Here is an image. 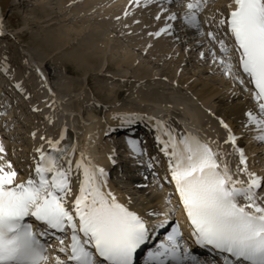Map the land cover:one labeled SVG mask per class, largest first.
Returning a JSON list of instances; mask_svg holds the SVG:
<instances>
[{"label": "snow or ice", "instance_id": "obj_1", "mask_svg": "<svg viewBox=\"0 0 264 264\" xmlns=\"http://www.w3.org/2000/svg\"><path fill=\"white\" fill-rule=\"evenodd\" d=\"M185 7L187 11L181 15L158 5L154 19L160 20L163 13L164 26L148 35H174L168 21L177 20L198 35H206L210 47L200 51V58L214 63L219 58L222 75L241 85L244 77L248 78L251 87L245 90L255 101V111H244L240 124L253 126L249 132H255L253 138L264 143V0H230L226 13L220 10L213 15L207 33L198 18L201 0H189ZM4 36L0 27V38ZM22 63L32 67L26 56ZM8 72L5 55L3 73ZM35 72L39 89L47 93L44 104L49 114L44 120L54 124L55 91L38 65ZM12 86L24 94L21 82ZM32 95L28 93L25 99L31 100ZM39 103L37 98L32 111H42ZM92 105L107 111L103 102L93 100ZM111 118L118 123L107 125L105 139L141 121L149 127L156 153L148 151L147 140L126 137L125 143L135 154L144 180L150 174L155 187L167 184L173 189L164 208L145 206L141 212L133 207L130 194L118 193L109 185V171L91 153L78 150L75 131L66 124L55 137L39 136L43 143L33 150L26 179L19 178L23 169L14 166L0 142V264H264V173L248 167L244 148L225 119L216 117L226 132L222 142L231 152L222 149L218 140L201 139L178 129L170 123L171 117L123 111L113 112ZM31 135L35 139L36 131ZM232 156L237 157L234 170ZM106 159L116 166L115 147L109 149ZM177 210L186 218L188 240L179 222L172 219ZM53 240L56 255L50 258L47 250ZM189 240L207 256L191 248Z\"/></svg>", "mask_w": 264, "mask_h": 264}, {"label": "bare ground", "instance_id": "obj_2", "mask_svg": "<svg viewBox=\"0 0 264 264\" xmlns=\"http://www.w3.org/2000/svg\"><path fill=\"white\" fill-rule=\"evenodd\" d=\"M118 1H120V3H117ZM203 1L205 2L206 0H201V3ZM56 2H58L57 3L58 6L61 4V6L64 5V7L59 6V9L58 8L53 9L52 7L51 9H48V7H46L44 3L41 5L42 7L40 8L41 11L38 12L39 18L40 17L44 18L43 20L47 22L48 25L41 30L40 36L41 35L42 36L40 39L37 40V44L35 43L36 44L35 46L40 47L43 51H45L46 54L45 57L47 61L42 62V65L44 64L45 68L49 67L48 64L54 65L53 61H56V64L60 65L63 71L69 75L85 74L82 80L73 79L70 82H68L67 85L63 84L64 85L63 93L69 96V99H67L69 101L66 102L65 105L68 111L71 110V112L75 111L81 113V105L80 102L76 100V97L80 93L83 87H87L89 89L93 88L92 94L96 98V100L103 101L104 104L109 105L114 111L116 110V112L139 111L141 113L146 112L152 116L157 115L161 119H167L168 117H171V121H170L171 124L176 126L178 129L199 136L201 137V139L211 138L212 140L213 139L217 140L221 134H223L224 136L223 129L220 126L218 120H209V118H207L208 115L206 113L208 112V107L206 108V106H208L207 105L208 102H205L207 98H212L216 94L220 95L221 90L218 86L215 85V83L219 84V82H216L215 80L218 81L217 77L219 75L222 76V72H221L222 69L219 66L218 59L215 63L210 59L211 65L206 64V62H204L206 60L203 61V59L202 60L199 59L200 51H206L208 48V46L204 48V45L208 44L206 35L201 38L199 35V38L196 39L195 38V34H197L196 30H189V27L185 28L184 30L185 34L182 35V39L183 41H185L183 47L184 49H188V50L187 51L184 50L185 52H182V57L180 58V56H178L177 54L172 53V49L170 50V47L168 45V41L173 43L171 45L175 46L176 49L179 48L178 45L179 46L181 45L178 43L179 41L174 38L173 35L162 34L158 38L150 37L148 35L149 32L156 31L158 30L159 27H163V25H158L159 23L157 24V26L153 25V22L154 23L156 22V19H154V17L158 11V5H161L160 0L159 1L155 0V2H150V0H57ZM204 2L202 4H204ZM129 4L130 6H128ZM51 5L53 6V4ZM66 5L68 6L70 5L67 11L68 12L73 11L76 17V18L69 17V19H71L75 24V27L76 28L78 27L79 29L75 28L76 30L70 31V29L68 30L67 28L62 27L61 24H58L59 23L57 22L58 16H60L61 12L66 9L65 8ZM55 6L57 5L55 4ZM88 11H91L94 14H98V16L89 17ZM204 11L206 13L209 12L208 10H204ZM34 12L36 13V10ZM85 13L87 15H85ZM125 13H127V15ZM149 15L150 16L153 15V19H150ZM162 15L163 13H161V18ZM63 17L65 18L64 13H63ZM117 17H119V19H117ZM75 20L78 22H76ZM136 21H138L139 23H136ZM117 22L122 23V25H115V23ZM93 23H95L94 26L91 25ZM180 26L185 27L183 25ZM114 32L119 34L121 38L123 37L122 39L127 44L131 45L134 48V50L136 49L137 51L145 55L146 58L148 59L150 58L148 62L151 64L148 65V63H145L143 65V63H140L137 67H135L134 73L133 72L125 73L127 69H129L130 67L128 64H126L127 65L126 66L124 63L123 66L126 67V71L123 72L121 67L117 64L118 62L116 63L117 60L116 53L118 48L116 47L115 49L111 44L113 42H111V39H109L110 33H114ZM26 34L27 33L22 32L20 35L23 37V39H25L27 36ZM198 41L203 44L202 48L200 46V43H198ZM149 45H151V47H148ZM216 46L219 45L217 44ZM122 47L123 46H121L120 48ZM134 50L132 49L131 54L134 52ZM108 51L112 52V53L110 52L111 54L109 56H107ZM216 51L219 56V47H216ZM127 53H124L125 57H126L125 54ZM47 54H48V58H47ZM128 54L129 56H131V57L127 56L129 59V64H131L136 57L135 56L136 53L133 56L130 53ZM173 56L175 57L177 56L178 59H174ZM168 59L171 60L169 61ZM66 60H68L72 64H75L77 66L76 67L77 71L75 69H70L67 65H65L67 64ZM105 60L106 62L103 64ZM165 60H168V63H172L174 66V67L173 66L170 67L171 69L168 72L170 76L168 75V78H172L174 81H177V83L183 86L190 85L192 89L194 88L191 95L185 96L184 94H179V95L177 94L178 96H176V99H173L170 97L172 96L173 93L172 94L170 93L169 96L167 95V97L166 96L164 97L163 95L160 94L158 89L155 90L152 88L153 91H149V90L146 91L145 89L144 90L140 89L141 87H139V89L133 88L134 84H132V82H135L136 80L143 81V79L150 80L157 76H163V75L167 76L166 74L167 72L158 73L159 72L158 67L160 66L159 62H163ZM189 60H192V62H194L195 64L205 65L207 73H211L214 76H216L214 77L213 82L212 79H210V77H207L203 80V83H200L199 82L200 77L196 76L198 71H193V72L191 71L189 73H186L189 65L188 63L190 62ZM182 61L183 62L186 61V63L183 64ZM153 62L158 67L152 66ZM232 62L233 64H235V60H233ZM100 63L102 64V67L98 68V64ZM72 64H70V66L74 67V65ZM140 65L143 66L139 67ZM95 70H97L96 76L93 74ZM109 71L114 72L115 75L121 76V79L120 78L117 79H119V81L120 80L123 81V84L116 85L111 89V87H108L106 84L104 85V83L100 84L98 81L96 83L97 78H101L105 76V74ZM108 77H110L111 80L116 79L113 76L112 77L108 76ZM131 85H133L132 89H131ZM35 88H37V92H34L35 94H34L33 102L36 103L37 97L38 98L40 97L39 107L42 110L41 112L36 113V118L40 120L42 124H45L47 121L44 120V115L49 114L48 108H46L44 104L43 95H45V91L39 89V87H35ZM104 89L108 92L104 93L103 91ZM109 93L112 94L109 95ZM249 93H250L249 91H247L246 94H242L239 91L237 92L232 91V94H228V95L224 94L226 96H215L214 97L215 99L213 98L214 99L213 106L209 105L210 106L209 110L211 109L212 115L213 113H215V117H222L223 119H225V121L229 124V126L232 127L233 130H235V127L237 125H241L240 121L244 111L250 108L254 109L255 111L254 108L255 101L250 99ZM124 94H126V99L125 98L120 99ZM174 109L176 110V112H173ZM97 113H102V110L100 109L97 110ZM169 113H171V115H169ZM176 116L179 117V119L183 122L182 124H180L176 120ZM72 118L73 119L71 120V122L75 123L76 121H79L80 117L74 115V117ZM64 119L70 120L71 116L65 115ZM110 120L109 122L106 123V125L98 126L93 131L92 130L89 131L88 128L85 129L84 139L82 140V142H81V138L83 136L81 135L80 132L79 133L82 137L78 138L74 136L73 139L75 140L78 146V150H85L86 152L91 153L92 157L96 160V162L100 165H103L109 171L110 173L109 185L113 187L118 193L126 194V192H124L123 190H118L111 180L112 175L114 176V172L115 173L118 172V165L114 167L111 166V164L106 159L107 152L103 153L98 149V145L104 141L109 142V144L111 143L110 144L111 146L113 145V147H116V143H115L116 136L121 132H124L121 131L120 129L117 133L113 134L111 139H105L103 130L107 127V125L118 123V121L116 120H111V121ZM46 124H47L46 125L47 128L40 129L39 136L41 134H46L48 136H53V137L57 136V133L61 129V126H59L57 120L55 119L54 124H49V123ZM80 125L79 124L74 125L76 131H78V129L83 126ZM84 127H88V126H84ZM84 127L81 129L84 130ZM252 127L253 126H250L249 128ZM248 129H247V134L249 135L248 145L253 144L254 146L253 148L257 152L264 151V143H259V141L255 140L253 137L256 133L249 132ZM127 133L145 134L152 141V136L150 134L149 127L146 126V123L144 121H141L136 125H134L132 128H129ZM240 134H241L240 132H237L238 141H240L241 139ZM90 135L92 137L91 140L89 139ZM39 136L37 137L38 139L35 147L43 143L39 140ZM44 147L45 149L48 148L47 144H44ZM213 148L215 150L216 148L215 144H213ZM221 148L226 149L228 152L232 151V149L229 146L224 144H221ZM33 150H30L29 154H26L30 156L28 159L21 158V159H26V162L22 164L23 165L22 167L19 164H15L16 167L23 169V171L21 172V176L19 178H24V179L27 178L29 172L28 164L32 163ZM247 156H249V158H252L253 156L252 149L248 151ZM235 157L236 156L230 157L232 161L233 170L235 169V163L237 159ZM15 161L16 160H13V162ZM140 171L141 170H138V166H137L136 170H134L131 173L130 172L128 173L131 175L133 185H143L147 183L149 187L147 188L134 187L135 189H137L139 192L142 193L141 204L143 207L139 208L135 204L134 199H133V207H135L137 210L141 212L145 210V206H150L154 208L159 207L163 209L166 198L164 197V195L160 194V192L162 191L158 192L157 187H155L152 183L151 175L148 174L146 169H142V171L148 174V180H144V178L140 174ZM255 171L257 173L259 172L258 170ZM117 176L120 177V175L118 174ZM121 177L124 178V176ZM179 216H182V214H180Z\"/></svg>", "mask_w": 264, "mask_h": 264}, {"label": "rangeland", "instance_id": "obj_3", "mask_svg": "<svg viewBox=\"0 0 264 264\" xmlns=\"http://www.w3.org/2000/svg\"><path fill=\"white\" fill-rule=\"evenodd\" d=\"M5 1L6 0H3V2H5ZM56 1L57 0H10V1H8V6H7V10H6L7 13L4 16V23H6V24H13L16 27L14 29L9 30V32L12 34L11 36L10 35H7L5 37L0 38V44L2 45V47L4 46V49L5 50L7 48H10L12 50V52L10 54H12L13 59L17 62V65H18L16 67L17 70H20L21 69V66L24 65L22 63V61H23V58H25V56L26 57L34 58L36 60L38 59L41 63L43 61L44 62L47 61V59L45 57L46 56L45 51H43L40 47L35 46L37 44V40L40 39L41 36H42V35L40 36L41 30L45 26L48 25V23L43 20L44 18H41V17L39 18L38 12L41 11L40 8H42L41 5L43 3L46 5V7H48V9H51V7L53 9L56 8L58 6V4H57L58 2H56ZM161 1H163V0H160V2ZM164 1H165V3H164ZM164 1L161 2V5H164L166 7H169L172 11H175L177 13H179V11H180V14L181 15L185 11H187V9L185 7V4L187 2H189V0H184V1H181V2H174V3L173 2L172 3H169L168 2L169 0H164ZM229 2H230V0H208V2L205 4L206 6H205L204 10H208L209 12L206 13L205 11H201L198 14L200 16L199 17L200 22L201 23H204V24H202V25H204V26H202L203 31H205L207 29H211L210 28V23H211V20L213 18V15L217 14L218 11H220V10H223L224 11V9H226V5ZM117 3H120V1H118ZM51 4H53V6ZM55 4L57 6H55ZM59 6L60 7H64V5L61 6V4ZM59 6H58V8H59ZM66 6H68V5H66ZM66 6H65L66 9L65 10L63 9L64 11H62L61 12V15L58 16V20H57V22H59L58 24H61L62 27L67 28L68 30L70 29V31L71 30L74 31L76 29H79L78 27L76 28L75 27V24L73 23V21L71 19H69V17L76 18L74 12L73 11L68 12L67 10L70 7V5L68 7H66ZM35 10H36V13L34 12ZM88 12L90 13V15H89ZM88 12H86V13H88V16L89 17L98 16V14H94L91 11H88ZM63 13H64L65 18L63 17ZM86 13H85V15H87ZM149 18L150 19H153V15L150 16ZM206 18L208 20L207 23L205 22V19ZM76 22H78V21H76ZM164 22L165 21L163 19V15H162V18L160 20H156L155 23L153 22V25L157 26V24L159 23L158 25H163L164 26ZM169 22L171 24H173V28H176L177 32H180V28H181L180 25H184L185 28H188V26H186L181 20L168 21V23ZM91 25L94 26L95 23H93ZM115 25H122V23L117 22V23H115ZM20 32L21 33L22 32L27 33L26 34L27 36L25 38L26 40L23 39V37L19 34ZM38 36H40V37H38ZM35 38H37V39H35ZM122 38H121V36L119 34H117V33L114 32V33H110V38L109 39H111V42H113V43H111L112 46L115 49H116V47L118 48L117 49V53H116L117 54L116 55L117 56L116 63L118 62L117 64L121 67V69L123 70V72L126 71V67L123 66L124 63H125V65L128 64L129 67H130L129 69H127V71L125 73H127V72L128 73H132V72L134 73L135 72V67H137L140 63H143V65L145 63H148V65L151 64V63L148 62L150 58L148 59V58L145 57V55H143L142 53H140L136 49L134 50V48L131 45L127 44ZM181 38L182 37L180 36L179 39H181ZM171 44H173V43H171L170 41H168V45L170 47V50L172 49V53L177 54L181 58L182 57V52H184V50H185L184 47L181 46V45L180 46L178 45L179 48L176 49V47L173 46V45H171ZM121 46H123V47L120 48ZM126 47L127 48L129 47V48L127 49ZM132 49L134 50V52L136 53V55H135L134 52L131 54ZM0 50H3V49H0ZM74 50H76V49H74ZM110 52L108 51L107 56H109L112 53V52L111 53ZM127 52L130 53L132 56L133 55L136 56L135 59L133 60L134 63L132 62L133 64L131 63V61H130L131 64H129V59L127 57V56H129V54ZM124 53H127L128 55L125 54L126 55V57H125L124 56ZM37 55H38V57H37ZM129 57H131V56H129ZM173 57H174V59H178L177 56L176 57L173 56ZM47 58H48V54H47ZM168 60H165L163 62H159V64H160L159 67L156 66L154 62L152 63V66L158 67V70H159L158 73H165V72H167L166 74L169 75L168 72L171 69L170 67L173 66V64L172 63H168ZM189 61L191 63L190 62L188 63L189 65H188V69H187L186 73H189L191 71L192 72L193 71H198V73L196 74V76L197 77H200L199 78V82L200 83H203V80L205 78H207V77H210V79H212V82H213V79L216 76H214L211 73H207V70H206V66L205 65H203V64L202 65L195 64L194 62H192V60H189ZM105 62H106V60L103 62V64ZM204 62H206V64L209 63L208 65H211V63L209 61H204ZM66 63L67 64H65V65H67L70 69H75V70L77 69L76 68L77 66L75 64L70 63L68 60H66ZM182 63L184 64V63H186V61L185 62L182 61ZM53 64L54 65H49L48 64L49 67L48 68L46 67V69L47 70H50V72L52 73V75H51L52 82L54 83V85H58V88H57L58 91H61L62 92L61 94H59V96L61 95L60 96L61 98H63V96H64L65 99L63 98V101L66 103V102L69 101V100H67V99H69V96L63 93L64 92V90H63L64 87L63 86L65 84L67 85L68 82H70L73 79H75V80L76 79L82 80L84 78V75L85 74H71V75H69V74H67V73H65L63 71V69H62V67L60 65H57L56 64V61H53ZM70 64L74 65V67H71ZM143 65H140L139 67H142ZM101 67H102V64L101 63L98 64V68H101ZM221 71L223 72V69ZM80 73H82V72H80ZM93 74L96 76L97 75V70H95L93 72ZM108 76H111V77L113 76L116 79L111 80V78L108 77ZM211 77H213V78H211ZM117 78H120L121 79V76L115 75L114 72H112V71L110 72L109 71V72H107L105 74V76H103L101 78H97L96 79V83H97V81L100 84L101 83H104V85L106 84L108 87H111V89H112L116 85L123 84V81H121V80L119 81V79H117ZM217 79H218V81L217 80H215V81L216 82H219V84L215 83V85L220 88L221 92H220V95L219 94H216L215 96H226L228 94H232V91L233 92L239 91L242 94H245L244 85H241L238 81H234L232 79L230 80V78L228 76H225V75H222V76L219 75L217 77ZM228 81H230V82H228ZM92 84H93V81H92ZM132 84H134V86L131 85V89H132V86H133L134 89H137V88L139 89V87H141L140 89H142V90L145 89L146 91L147 90L153 91V89H155V90L158 89V91L160 92V94L163 95L164 97L165 96L167 97V95L169 96L170 93L171 94L173 93L172 96H170L173 99H176V96H178L179 94H184L185 96L191 95L192 92H193V89H194V88L192 89L190 87V85H188V86L187 85H184L185 86L184 87L183 85L177 84L176 82L175 83H172L169 79H167V76H164V77H154V78H152L150 80H147V79L144 80L143 79V81L136 80L135 82H132ZM188 88H190V89H188ZM228 88H229V90H228ZM92 91H93V88H90L89 89L87 87H83L82 90L80 91V93L76 97V100H78L80 102V105H81V113L80 112L79 113H80V115H83V117H84L83 118L84 120L82 119V121H81V125L79 124L80 126L83 125L82 127L79 128V132L81 133V135L83 137L80 135V133L78 135L79 138L82 137L81 138V142L84 139L85 129L88 128L89 131H91V130L93 131L98 126L106 125V123L109 122V120L111 119L112 113L113 112H116V110L114 111L109 105H106L105 104V106L107 108V111L102 110V113L98 114L97 113V110H99V109H96L92 105V101L93 100H96V98L92 94ZM103 91H104V93L105 92L106 93L108 92L105 89ZM111 94L109 93V95H111ZM224 94H226V95H224ZM193 95H194V93H193ZM214 97L207 98V100L205 101V102H208V104H207L208 106H206V108L208 107V112H206V113L208 115L207 118H209V120H217L216 117L214 115H212L211 109L209 111V107L210 106H213L214 99H215ZM123 98L126 99V94L122 95V97L120 99H123ZM17 100H18L19 103L21 102V99H17ZM96 101L97 102H103V101H100V100H96ZM20 113L24 117L23 124L21 123V126L14 128V130H11L9 132L10 133V137L9 136L0 135V142H2L4 144L5 149H6L7 153H8V155H9V157L11 159H13V160H16V164H19L22 167L23 166L22 164L25 163L26 162V159H28L30 157V156H28L26 154H29V151L30 150H33L35 148V146H36L37 137L40 134V132H39L40 129H45V127H46L47 124L46 123L45 124H42V122L36 118V113H34V112L33 113H30V112L26 113V112L20 110ZM111 120H113V119H111ZM76 122H78V121H76ZM84 126H88V127H84ZM250 126L251 125H249L248 128ZM83 127H84V130L81 129ZM248 128L241 127V125H237L235 127V130H236V133L237 132H240L241 133L240 135L243 137L244 141L246 142L245 145H244V147L246 146V149L248 147L247 152L250 149H252L253 156H252V158H249L248 167L250 169H252V170L254 169V171L255 170H258L259 171L258 173H264V151L257 152L253 148L254 147L253 144L252 145H248V140L249 139L247 140V135H246ZM33 131H36V133L38 135V136H36L35 139L31 135V133ZM224 131L225 130L223 129L224 136H223V134H221L222 136L220 135V137L217 139L218 141L220 140L219 142L221 144H223V142H222L223 139H224L223 137L226 136V132H224ZM110 144H109V142L104 141V142H102V143H100L98 145V149L100 151H102L103 153L108 152L109 149L113 147V145L111 146ZM10 146H13V149H11ZM13 150H15V155H13ZM21 158H26V159H21ZM13 164H14V162H13ZM118 170L119 171L117 173L114 172V176L112 175V179H111L112 180V183L115 185V187L118 190H123L124 192H126V194H130L132 196V199H134L135 204L139 208H142L143 207L142 204H141V201H142V196L141 195H142V193L139 192L137 189H135L133 187L132 181L128 177L127 173H126V168H124L123 171H121V167H119ZM117 174L120 175V177L117 176ZM121 176H124V178H122Z\"/></svg>", "mask_w": 264, "mask_h": 264}]
</instances>
